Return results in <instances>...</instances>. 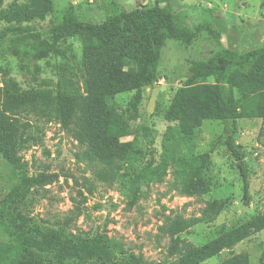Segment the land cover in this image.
I'll list each match as a JSON object with an SVG mask.
<instances>
[{"label":"trees","instance_id":"1","mask_svg":"<svg viewBox=\"0 0 264 264\" xmlns=\"http://www.w3.org/2000/svg\"><path fill=\"white\" fill-rule=\"evenodd\" d=\"M3 5L4 0H0V22L4 23L0 28V56L16 57L25 71L28 61L46 59L60 52L63 41L81 37L83 88L75 90L65 82L52 88L4 94L0 103V159L13 168L26 165L19 152L26 147L31 123L21 120L23 113L49 121L56 119L83 147L79 159L96 165V180L108 186L120 182L123 176L131 180L132 199L128 206L132 208L144 195V182L167 169V164L151 161L138 170L123 172L133 154L132 143L122 140L129 135L132 115L143 100L145 88L159 80L167 40L190 45L199 33L206 31L217 48L206 59L191 61L184 84L170 100L166 118L176 122L185 137L191 136L203 121L231 122L224 143L243 181V205H250V171L237 141L238 120L260 118V135L264 136V44L240 52L222 43L221 32L214 24L202 23L191 29L159 3L113 13L97 23L82 20L78 6L70 5L61 21L52 23L47 31L39 30L33 23L52 14L53 0H16L8 7ZM132 91L124 114L107 101L110 96ZM179 161L174 169L175 187L186 197L202 196L208 191V183L197 177L210 164V152L193 156L187 165ZM59 177L58 173L42 172L25 178L6 197L32 186L51 184ZM85 187L90 194L94 193L92 182ZM223 209L222 201L210 200L205 201L198 215L165 214L159 232L169 238L168 264H200L224 250H232L264 229L263 209L202 245L182 237L183 232L215 220ZM82 211V205L75 203L72 216L65 218L63 224L70 225ZM17 219L22 226L29 221L23 213H18ZM42 235V239L25 236L17 242L0 240V264H45L43 252L54 254L58 261H63L64 255L75 257L78 264L94 258L100 260L99 264H151L106 235L90 242L66 240L63 232L46 231ZM217 264H251V260L248 254L233 253Z\"/></svg>","mask_w":264,"mask_h":264},{"label":"rangeland","instance_id":"2","mask_svg":"<svg viewBox=\"0 0 264 264\" xmlns=\"http://www.w3.org/2000/svg\"><path fill=\"white\" fill-rule=\"evenodd\" d=\"M14 1L4 0L3 6L8 7ZM53 3L52 14L33 23L41 31L60 22L70 5L78 6L82 20L97 23L113 13L159 3L191 29L202 23L214 24L221 32L222 43L240 52L264 44V0H53ZM3 25L0 22V28ZM216 48L217 43L206 31L199 33L190 45L167 40L159 65V80L145 88L143 100L130 120L129 135L122 139L133 146L123 172L138 170L151 161L167 164V169L157 178L144 182V195L132 208L128 206L132 182L127 176L112 186L96 180V165L79 159L83 147L60 122L23 113L21 120L31 123L26 147L19 152L26 165L13 168L0 159V240L17 242L25 236L42 239V232L46 231L63 232L65 239L74 242H90L106 235L151 264H168L169 238L159 232L165 214L198 215L205 201H222L224 209L215 220L182 233V237L202 245L262 211L264 136L260 135V118L238 120L237 141L250 171L249 206L243 205V181L224 143L231 122L203 121L191 136L185 137L177 123L166 118L170 100L184 84L191 61L206 59ZM82 55L83 38L76 36L63 41L59 53L37 62L28 61L29 68L25 71L16 57L0 56V103L7 92L52 88L65 82L71 83L75 90H82ZM133 94V91L115 94L107 101L124 114ZM204 152H210L211 161L197 178L208 183V191L199 197H186L175 187V164L181 159L183 163L179 162L187 165L193 156ZM42 172L58 173L60 177L51 184L32 186L7 199L15 184ZM89 182L93 183V194L85 187ZM77 202L82 205L81 215L70 225H64V219L72 216ZM18 213L29 218L27 225H21ZM233 253L248 254L251 264L264 262V229L232 250H224L200 264H217ZM64 256L63 261H58L54 254L43 252L41 258L45 264L80 262L75 257ZM99 262L94 258L82 264Z\"/></svg>","mask_w":264,"mask_h":264}]
</instances>
